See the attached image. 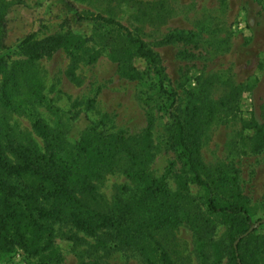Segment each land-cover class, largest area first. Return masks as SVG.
<instances>
[{"label":"rangeland","instance_id":"374dc122","mask_svg":"<svg viewBox=\"0 0 264 264\" xmlns=\"http://www.w3.org/2000/svg\"><path fill=\"white\" fill-rule=\"evenodd\" d=\"M76 12L115 19L158 62L135 57L123 31L78 21ZM66 32L65 46L29 59L26 36L37 42ZM4 85L9 104L0 100L1 143L10 139L43 151L31 128L40 119L54 135L55 153L67 160L82 132L98 124L104 133L134 135L129 145L156 176L176 160L166 146L171 94L180 110L197 104L201 176L217 205L242 204L249 228L259 222L255 233L264 236V147L253 149L248 127L252 119L264 121V0H0ZM126 159L118 155L104 172L96 166L90 178L96 190L89 203L118 215L121 227L89 236L65 219L41 221L40 235L27 234L38 253L17 245L0 253V264H227L234 221L208 210L203 189L188 181L182 163L165 181L166 198L148 196L129 181L122 172ZM260 258L255 264H264Z\"/></svg>","mask_w":264,"mask_h":264},{"label":"trees","instance_id":"16d2710c","mask_svg":"<svg viewBox=\"0 0 264 264\" xmlns=\"http://www.w3.org/2000/svg\"><path fill=\"white\" fill-rule=\"evenodd\" d=\"M75 18L78 21L110 25L123 31L126 42L134 48L135 57L150 64L158 62L157 55L147 48L145 42L115 19L100 14L81 15L77 12ZM69 36L70 33L66 32L31 42L33 36L28 35L22 43L26 45L29 59H39L52 55L69 43ZM126 47L124 45L122 49ZM195 57L193 53L188 60H193ZM113 59L119 63L123 62L122 57L117 55H114ZM4 87L5 85L0 88V100L8 106L9 99ZM93 102V99L88 102L89 108ZM198 111L199 107L195 103L180 110L178 97L174 93L171 94L168 109L171 120L170 134L166 139V146L176 154V160L170 164V169H166L158 176L148 171L143 159L138 155V150L129 145L128 141L136 140L134 135L125 131L104 133L102 129H97L98 124H92L82 132L73 145L74 153H71L67 160L58 157L55 153L54 135L40 119L34 120L31 128L41 139L44 145L43 151L20 145L10 139L4 143L0 142V253H8L15 246L20 245L25 250L32 247L30 252L36 255L38 252L34 247L35 242H29L27 234L40 235L43 231L41 221L65 219L76 230L89 236L106 229L121 227L116 225L120 223L118 215L112 214L111 211L95 209L89 201L96 190L95 184L90 179L93 168L97 166V170L104 172V169L114 163L118 155L123 154L128 162L122 171L123 174L129 181L141 185L148 196L166 198L170 196L165 181L172 173L176 162L180 161L189 174L188 181L203 189L208 210L212 213L229 215L234 221L228 236L227 264H255V260H258L255 259L256 255H260L262 261L264 236L256 234L254 229L246 236L240 237L251 225L245 207L234 201L228 205H217L213 187L200 174V131L195 125ZM152 127L153 119L149 117L145 136H150ZM248 127L253 133V149L256 151L262 149L264 121L252 119ZM238 238L237 248L234 249L233 243ZM124 242L132 244L129 240ZM249 243L253 248L248 247ZM38 264L56 263L42 260Z\"/></svg>","mask_w":264,"mask_h":264},{"label":"water","instance_id":"95a60500","mask_svg":"<svg viewBox=\"0 0 264 264\" xmlns=\"http://www.w3.org/2000/svg\"><path fill=\"white\" fill-rule=\"evenodd\" d=\"M259 223V222H258ZM258 223H256V224H258ZM256 224H254V225H252L242 236H244V235H246L247 233H249L250 231H252L253 229H254V227L256 226ZM238 240H239V238L238 239H236L235 241H234V243H233V247H234V249H236L237 248V242H238ZM240 264V263H239Z\"/></svg>","mask_w":264,"mask_h":264},{"label":"built area","instance_id":"2783aa9c","mask_svg":"<svg viewBox=\"0 0 264 264\" xmlns=\"http://www.w3.org/2000/svg\"><path fill=\"white\" fill-rule=\"evenodd\" d=\"M7 264H13V263L10 262V263H7Z\"/></svg>","mask_w":264,"mask_h":264}]
</instances>
